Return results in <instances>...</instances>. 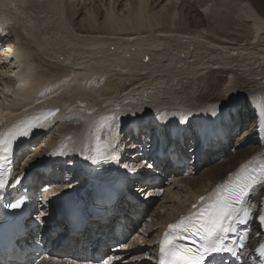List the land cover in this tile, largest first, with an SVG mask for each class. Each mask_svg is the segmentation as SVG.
I'll use <instances>...</instances> for the list:
<instances>
[{"label": "bare ground", "instance_id": "bare-ground-1", "mask_svg": "<svg viewBox=\"0 0 264 264\" xmlns=\"http://www.w3.org/2000/svg\"><path fill=\"white\" fill-rule=\"evenodd\" d=\"M69 1L0 0V38L9 37L6 42L0 41V137L8 139L21 120L34 114L37 108L56 106L59 109L56 116L45 119L29 136H18L11 143L10 153L14 155L11 167L18 166L21 145L30 147L39 133L53 124L54 118L74 121L62 138L48 139L36 155L35 163L30 164V167L43 165L42 171L33 170L37 180L31 179L32 183L27 185L30 189L45 187L41 193L45 219L50 220L55 214L53 204L58 195L71 194L74 187L85 186L88 175H95L96 170L106 164L93 166L84 158L96 148L97 128L105 118L116 117L110 129L102 130L99 144L116 146L112 155L119 157V163L112 161L123 169L125 152L121 144L128 140L132 142L131 150H135L138 143L145 141L140 137L142 131L151 133L154 141L152 132L162 125L161 122L166 123L168 131L181 124V120L188 119L186 124L195 127V133L182 130L190 133L193 139L198 138L199 143L210 135L208 149L198 153L205 155L204 159H197L199 167L181 168L172 160L173 172L181 170L177 183L182 189L180 206L174 213H146L143 204L120 197L112 207V215L104 213L88 221L78 237L67 223L59 220L60 223L46 235L48 245L55 246L53 253L56 255L73 254L83 249L76 254L84 256L89 251H97L102 257L105 255L102 249L107 244L118 242L129 234L126 223L132 228L134 222L146 218L148 226L143 232L149 236L152 228L154 233L160 230L153 239L149 237L150 242L157 241L169 222L179 221L180 216L188 219L196 213V209L190 208L192 205L199 208L214 200L218 186L222 188L235 180L237 174L263 163L264 0H193L194 4L186 0H120L119 3L118 0H99L97 5L94 1L92 11L85 8L79 15L68 6ZM195 6L208 14L207 20L201 19L194 24V31L182 29L189 15L186 10L192 12ZM232 54L236 56L232 58ZM214 67L221 75L216 88L222 89L229 98V102L219 105L216 116L211 115L216 106L198 111L197 117H193L194 112L182 108L178 113L171 111L170 105L163 109V105L157 109L146 106L148 94L155 99L159 93L165 97L177 94L173 89L185 91L181 80L190 78L193 83L194 78ZM236 83L246 87L240 88ZM224 84L228 88H223ZM168 120L172 121L171 127H167ZM239 129L244 130L236 140L247 135L246 139L236 147L228 146L226 142ZM189 142L197 146V141ZM153 149L152 159L156 158V152L164 157L158 146L154 145ZM65 158L68 162L78 158L81 161L73 162L74 168L70 170L55 165V160L62 162ZM133 167L127 168L135 171ZM24 168L18 173L22 177L18 179L20 182L27 174ZM53 170L62 176L61 179L56 178L55 172L54 178L46 177L47 172ZM146 187L140 186L141 191H146ZM252 194L244 202L249 213L247 222L233 223L234 231L228 232L229 236H238L240 230L248 231L241 264L264 263V257L256 251L264 243V225L257 218L264 213V187L257 186ZM202 197L204 199L198 203ZM92 204L90 201L89 205ZM120 225L127 231H118ZM155 245L149 250L153 264H156ZM108 262L109 259L105 264Z\"/></svg>", "mask_w": 264, "mask_h": 264}, {"label": "rangeland", "instance_id": "rangeland-1", "mask_svg": "<svg viewBox=\"0 0 264 264\" xmlns=\"http://www.w3.org/2000/svg\"><path fill=\"white\" fill-rule=\"evenodd\" d=\"M94 1H96L95 2L96 5L99 3V0H71V2L69 1L68 6L71 7V10H74V14H78V13L81 14L84 12L85 8L92 11L93 10L92 5L94 4ZM197 1H199V0H197ZM119 2H120V0H118V3ZM186 2L194 4L193 0H192V2H191V0H186ZM96 5H94V6H96ZM184 9H186V5L184 6ZM76 11H77V13H76ZM187 12H189V15H187L185 18V19H187L186 20L187 23H183L184 25H186V26L182 27V29H184V30L186 29L187 31H194V29L196 27V25H194V24H197V22H200L201 19L207 20L206 16L208 14L204 13L202 8H200L199 6L198 7L195 6L194 11L191 12V10H186V13ZM98 27L99 26L97 25L96 28L98 29ZM8 38L9 37H6V38L2 37V38H0V41L4 40V42H6V40H8ZM3 49H5V46L3 47ZM234 56H236V55H234V54L231 55L232 58ZM239 72L240 71H238V74H239ZM220 76L221 75L219 73H217L216 67H214V69H212V71L207 72L203 75H200V76H197L196 78H194L195 80L193 81V83H192V80L190 78H188L190 80L187 79L188 81L183 79V80H181L182 82H180V84H182V89H184L185 91H180V88L178 87L179 88L178 90L173 89L174 92H178L177 93L178 95L172 93L171 95H168V97H167V95L165 97V94L161 95L159 93L157 95V98H155V99L152 97V94H148L147 95L148 101H146V106L148 108L157 109L158 107L163 105L161 107V109H163L166 106L168 107V105H170L171 107L169 106L168 109H170L171 111L175 110L178 113L179 110H181V108H182L186 112H194L193 114H195V115L193 117H197L196 115H197L198 111H203V110H206L209 108H213V106H217L218 104L221 105V104H226L227 102H229V98L222 93V89L216 88V86H218V84L220 85V83H218L219 80H217ZM243 77H245V79H249V77L247 75H244ZM118 81L124 82L125 80L118 79ZM236 84H238L239 85L238 87H240V88L246 87V85H244V84H240V83H236ZM226 85L227 84H224L223 88H228V86H226ZM182 93H184V94H182ZM174 97H176V98H174ZM178 97L180 98L179 100L177 99ZM172 98L175 100L173 101ZM150 100H153V101H150ZM187 101H189V102H187ZM179 102L181 104L178 106ZM181 105H183L184 108L180 107ZM54 120H55V122H53ZM54 120L52 121L53 124H51L50 126H48V128H46L45 130H43L42 132L39 133L40 135L37 136L38 137L37 139H34L33 142H31L30 147L24 146V144L21 145L23 147L20 151L21 156L18 160V166L15 168L17 173H19L21 171V169L24 167H25L23 169L24 171H27L28 168H31L32 166L30 167V164H32V162L36 160V158H37L36 155L38 153L40 154L39 151H41L42 146L44 147V143L49 141L48 139H53V138L58 139V137L62 138L63 137L62 135L65 132V130H67L69 128V126H71L72 123L74 122L72 120H70V121L64 120V118H63V121H62V118H60L58 120H56V118H54ZM126 126L129 127L128 123H126ZM243 130L244 129H239L236 132H233V134L230 137V140L228 142H226V143H228V146L235 145L234 147H236L240 142H242L244 139H246L247 135L243 136L239 141L236 140V137L241 136V134L243 133ZM141 133H142V135L139 133L140 137L142 139H144L145 141H143L142 143H138L139 147H137L135 150H131L130 147H131L132 142H128V140H126L127 142H123L121 144L122 150H123V152H125V154H124L125 159H123V164L124 163L125 164L129 163L130 165L135 164L138 167L139 165L144 166L143 165L144 161L151 163L150 152L152 150H154L153 149V142L151 139V134L150 133L149 134L143 133V131ZM256 136L258 139V135H256ZM127 137H126V139H127ZM55 161H56V163H55L56 166H59L61 168L65 167V168H68L69 170L72 169L71 167L70 168L68 167L69 164H65L63 162L61 163L58 160H55ZM33 163H35V162H33ZM190 163H192V162L190 161ZM199 166H200V164L197 167H199ZM19 177L20 176L17 174L16 179ZM54 177H55V175H54ZM60 177H62V176H60ZM177 181H179V180H177V178L175 176H172L171 173H168L167 175H165V178L160 179V185L156 188H152L151 193L148 194V197L151 198V201L146 203L147 213L163 214V213H168V212L171 213L172 211H173L172 213H174L175 208L176 207L178 208L180 206V199H181L180 196L182 195L181 184L179 182L177 183ZM177 195L179 198L175 197ZM254 195H255V193L252 194V196H254ZM256 198H258V197H256ZM43 205L44 204L42 203V205H41L42 211H45V207ZM172 206H174V207H172ZM171 207L173 208V210ZM186 207H188V204ZM147 219H148V217H147ZM145 222H146V218L144 220H142L137 225L136 232L132 236V240H134V243L130 244L131 240H128L120 246L121 248L113 249L112 253L115 254L114 255L115 259L112 262V264H151L149 262L150 261L149 260V249L151 248L150 245L152 243V242H150V239L153 238V235L156 234V232L155 233L153 232L154 228H152V230H150L149 228H151V227H149L148 228V230H150L149 233H151V232L152 233L149 234V236H145L146 233H144L143 231L148 226V224ZM159 225L160 224H158V226ZM142 236H145V237H142ZM137 237H139V238H137ZM149 237H151V238H149ZM137 239H138V241H142V242L138 243V241H137V243H138L137 244L136 243ZM145 252L147 253V255ZM143 254L145 255V257ZM136 255H138V256H136ZM135 256H136V259H135Z\"/></svg>", "mask_w": 264, "mask_h": 264}, {"label": "snow or ice", "instance_id": "snow-or-ice-1", "mask_svg": "<svg viewBox=\"0 0 264 264\" xmlns=\"http://www.w3.org/2000/svg\"><path fill=\"white\" fill-rule=\"evenodd\" d=\"M218 111L219 104L216 106V111L212 112L211 115L216 116ZM115 119L116 117L105 118L97 128V146L92 150V154L84 157L93 166L108 163L112 160L119 163V157L112 155V150L116 147L115 145L108 144L106 147H102L99 144L102 130L106 128L110 129ZM187 122L188 119L180 121L181 124H186ZM36 126L31 121L20 125L9 134L7 140H0V148L3 149L4 153H10L12 151L10 147L11 143L18 136H29ZM4 158L11 159L10 156H5ZM143 165L148 168L154 167L153 164L147 161H144ZM9 167H11V164H9ZM124 167L127 171H134V169H128L127 165H124ZM16 183L19 184L20 180H17ZM8 185L9 181L5 178L3 170L0 169V191L6 189ZM257 186L264 187V165H261L258 172L254 169L244 170L237 174L235 180L226 183L222 188L218 186L216 199L206 207H201L187 221L181 220L179 223L169 224V230L159 240V264H205L206 259L213 253L223 251L232 252L234 256L238 255L239 250L246 246V233L239 238L236 252H233L231 248L222 246L220 238L224 234L234 231L232 228L233 223L244 224L247 222L249 213L244 208V202L249 199ZM201 199L203 200L204 198L202 197ZM23 203L24 201L20 199L16 202L9 201L3 206L18 209L21 208ZM257 218L264 225V213L260 214ZM185 237H198L201 241L200 246L195 250L191 247L181 248L177 241ZM256 251L261 257H264V243H261Z\"/></svg>", "mask_w": 264, "mask_h": 264}]
</instances>
